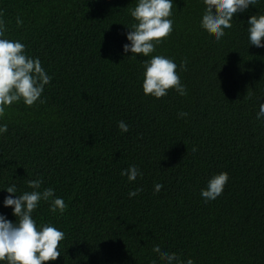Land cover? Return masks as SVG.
Returning a JSON list of instances; mask_svg holds the SVG:
<instances>
[{
  "label": "trees",
  "instance_id": "1",
  "mask_svg": "<svg viewBox=\"0 0 264 264\" xmlns=\"http://www.w3.org/2000/svg\"><path fill=\"white\" fill-rule=\"evenodd\" d=\"M175 4L174 31L153 55L188 57L177 70L189 92L157 99L142 88L147 57L123 52L136 0H0L7 38L53 76L44 103H13L0 120V189L21 194L42 177L69 205L53 213L42 201L33 213L66 234L47 264H164L157 243L195 264H264V47L247 32L264 0L236 14L220 41L201 25L204 0ZM133 164L143 176L129 182L120 173ZM220 172L229 182L206 203L201 189ZM7 195L0 213L15 222Z\"/></svg>",
  "mask_w": 264,
  "mask_h": 264
},
{
  "label": "clouds",
  "instance_id": "2",
  "mask_svg": "<svg viewBox=\"0 0 264 264\" xmlns=\"http://www.w3.org/2000/svg\"><path fill=\"white\" fill-rule=\"evenodd\" d=\"M205 10L201 18L202 27L215 33V39L220 41L227 33L226 29L233 27L234 16L246 12L257 0H204ZM175 0H136V6L130 10L134 23L126 26L128 43L123 45L125 54L131 53L133 59L139 54L143 60V92L146 96L163 98L175 87L187 95L189 86L183 81L182 73L177 69L187 68L189 59L183 58L180 65L174 59L165 55H153L156 47L174 31ZM17 27L24 26V20L19 15L16 18ZM248 39L251 46L264 47V15H251L247 21ZM7 26L0 12V120H3L7 109L13 104L23 101L27 106L36 102L44 103L43 93L46 86L52 82L53 76L42 66L39 57H32L26 51V45L18 39L6 36ZM181 115H189L186 109L180 110ZM257 120L264 121V99L259 103ZM122 133L130 130V125L124 120L118 122ZM8 132L7 123H0V135ZM192 151H196L193 148ZM121 176H127L129 182H135L143 173L138 166L130 165L121 171ZM229 174L220 172L213 175L207 186L201 189L200 195L207 203L216 200L223 194L229 182ZM43 178L29 179L31 191L17 194L16 184H11L0 191H6L3 206L12 209L16 221L9 220L0 213V264H47L56 261L61 256L62 241L66 234L54 224H38L33 217L40 203L50 202L51 211L63 214L69 207L64 198L56 195L52 187L42 188ZM163 180L155 183L157 191L163 189ZM141 188L129 191V197H135ZM160 259L164 264H195L191 258L186 261L175 252H169L161 244H155ZM153 264H158L154 259Z\"/></svg>",
  "mask_w": 264,
  "mask_h": 264
}]
</instances>
